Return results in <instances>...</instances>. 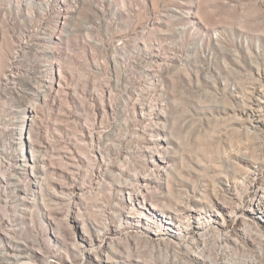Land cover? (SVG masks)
Listing matches in <instances>:
<instances>
[{
	"label": "rangeland",
	"instance_id": "1",
	"mask_svg": "<svg viewBox=\"0 0 264 264\" xmlns=\"http://www.w3.org/2000/svg\"><path fill=\"white\" fill-rule=\"evenodd\" d=\"M0 264H264V0H0Z\"/></svg>",
	"mask_w": 264,
	"mask_h": 264
},
{
	"label": "bare ground",
	"instance_id": "2",
	"mask_svg": "<svg viewBox=\"0 0 264 264\" xmlns=\"http://www.w3.org/2000/svg\"><path fill=\"white\" fill-rule=\"evenodd\" d=\"M63 11V10H62ZM25 113V117L24 120L22 122L21 128H20V136L21 138H25L26 134L28 133V128L30 126V123L32 121V115L35 113L34 109L31 108H26V110L24 111ZM25 150V149H23ZM23 150H21V157H22V171L27 172L28 168L30 167L31 164V160L27 157L26 152H24Z\"/></svg>",
	"mask_w": 264,
	"mask_h": 264
},
{
	"label": "built area",
	"instance_id": "3",
	"mask_svg": "<svg viewBox=\"0 0 264 264\" xmlns=\"http://www.w3.org/2000/svg\"><path fill=\"white\" fill-rule=\"evenodd\" d=\"M120 45V44H119ZM55 64V63H54ZM52 65V64H51ZM51 65H47L45 67V77H46V84H47V88H53L56 85V82L58 81V79L56 78V82H55V77L56 74L58 73L57 70L53 73L51 71Z\"/></svg>",
	"mask_w": 264,
	"mask_h": 264
}]
</instances>
